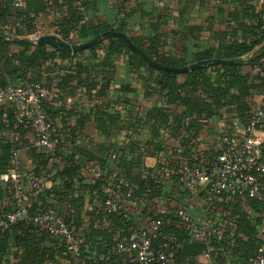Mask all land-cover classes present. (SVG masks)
Here are the masks:
<instances>
[{"label": "crops", "instance_id": "crops-1", "mask_svg": "<svg viewBox=\"0 0 264 264\" xmlns=\"http://www.w3.org/2000/svg\"><path fill=\"white\" fill-rule=\"evenodd\" d=\"M36 1L35 9L30 13L35 23L33 33L25 36L14 35V25L9 17L4 23L7 31H3L13 37L30 38L34 33L56 34L61 37L59 29L62 19L66 17L67 6L62 0ZM82 1V4L77 3L83 14L80 23H104L110 30H118L124 24L123 32L130 39L144 40L157 36L161 42V54L186 62L193 60L197 53L208 50L215 53L219 47L231 41H240L241 37L236 30L240 20L247 24L253 23L243 16L242 5L234 0ZM242 1L244 6L253 8L254 12H262L264 18V0ZM234 11L239 13V19L234 18ZM67 35L68 39L61 38L71 43L81 42L74 39V31H69ZM19 49L16 46L12 48V52L16 53ZM104 51L105 46L102 45L95 50L97 56L85 52L72 58L56 57L40 66V81L47 90L45 105L51 115L52 131L63 133L62 145L57 150L55 144L48 147L33 146L34 137L30 131L24 133L23 138H27L29 146L14 148L13 150H20L18 163L15 164L11 156L8 171L0 174V184L4 190L0 197V211L11 206L7 183L13 184L16 178L23 184L25 202L32 206L34 201L30 200L28 174L39 164L33 155L44 154L45 163L39 167L45 173L43 176L46 186L36 205H53L57 211L64 213L66 210L63 204L55 201L49 190L63 179L58 174L59 171L65 166L77 165L72 194L82 197L81 223L73 231L76 241L83 246L85 242L89 247L90 241L86 242L85 237L91 231L108 229L107 232H114L110 230L111 222L103 216L95 184H98V190L107 199L122 204L131 221L132 227L127 228L125 237L119 239L120 233L117 231L111 236L116 239V243L125 241L130 231L139 227L145 228L152 219L160 218L162 224L178 227V220L174 217L177 208L185 209L194 226L202 224L208 217L219 220L222 216L223 228L228 227L230 235L234 233V212L238 211L253 222L260 219L257 226V233L260 234L264 223V210L254 209L244 195L228 196L223 193L216 198L210 210L205 199L207 187L192 186L189 183L192 172L203 170L215 158L220 137L223 134H245L247 120L239 118L232 111H223L220 116L214 115L204 120L202 127L191 133L193 135L188 139L185 130L174 129L171 119L166 123L159 115L160 111L170 109V116H175L182 114L183 109L167 104L166 91L156 84L158 69L132 64L126 54L116 55L110 60L113 77L105 94L98 95V86L78 84L75 79L68 85L64 83L66 74L75 73L76 61L85 66L95 64L96 68L101 69ZM247 71L256 74L259 69ZM98 80L100 76H96V81ZM249 102L251 108L259 104L264 106L263 93H254ZM0 105V108L7 106L2 103ZM3 134L6 140L12 137L18 141L22 139L14 131ZM253 134L256 135L257 132ZM68 154H72L76 164L66 162L65 156ZM120 162L129 163L128 168L119 166ZM146 174L153 178L156 189L125 198L117 179L130 180L134 185L135 181ZM262 186L264 190V176ZM260 200L263 201L264 196ZM54 240V237H46L44 245L50 247ZM14 241V235L9 234L5 259L12 258L15 251ZM117 250L133 254L129 250ZM66 253L61 257L57 256L59 264L71 263L73 257H67ZM88 253L95 254L89 249ZM132 256L135 260L134 255ZM195 258L201 261L202 256L197 255Z\"/></svg>", "mask_w": 264, "mask_h": 264}, {"label": "trees", "instance_id": "trees-1", "mask_svg": "<svg viewBox=\"0 0 264 264\" xmlns=\"http://www.w3.org/2000/svg\"><path fill=\"white\" fill-rule=\"evenodd\" d=\"M62 1L67 6L66 17L62 19L59 29V33L63 39H68V32L74 31V39L86 42L95 35L111 29L104 23L88 21L80 23L83 19V14L79 6H77V3L80 2L82 4V0ZM36 2V0H23L22 7L14 8L10 6L8 0H0V29L7 31L4 23L5 19L9 17L14 25V35L25 36L33 33L35 23L30 13L35 9ZM234 2L242 5L241 10L243 11V16L253 21L251 24H247L244 20L238 22L236 30H238L237 32L241 40L231 41L219 47L215 53L213 50L197 53L190 62L206 59H239L246 57L245 59L232 63L201 65L187 73L158 69L159 74L156 79V84L166 91L165 98L167 104L169 106L176 105L183 109L182 114L179 115L170 116V109L160 111L159 115L162 116V119L166 123H169L168 119H171L174 129L182 128L185 130L188 133V139L193 135L191 133L197 132L202 127L204 120L214 115L220 116L223 111H232L239 118L246 119L249 122L251 111L249 98L254 93H264V47H261L264 44V18L262 17V12H254L253 8L247 5L244 6L242 0H234ZM238 16L239 13L234 11V18L239 19ZM118 30L123 32L124 24ZM131 40L150 58L161 65L179 67L190 63L161 54V42L157 36L151 39ZM102 45L105 46V56L102 57L104 61L101 64L103 68L98 69L95 64L85 66L76 61L74 65L76 69L75 73L64 76L65 84L68 85L70 81L75 79L78 81V84L90 85L92 87L98 86L96 94H105L113 77V65L110 60L120 54L128 55L132 64L153 69L134 54L121 39L116 37L107 38L105 41L93 45L88 49L69 52L62 49H50L46 45L34 44L30 41H12L0 35V87L19 84L25 80L40 81V66L45 62L53 61L56 57L62 59L72 58L85 52L97 56L95 50ZM16 46L20 48L19 51L16 53L12 52V48ZM254 68H258L259 72L250 74L247 71V69L252 70ZM96 76H100V80L96 81ZM6 105V107L0 108V174L8 171L14 148L29 146L27 138H23L24 133L30 131L33 137L35 135L31 126L21 125L16 121L12 105ZM42 107L51 123V115L45 105V99L42 101ZM6 131L17 132L22 138L21 141L15 140L14 137L6 140L3 134ZM50 133L52 138L57 140L54 143L56 145L55 149L57 150L62 145L63 133L52 131V125L50 126ZM32 153L36 154L34 151ZM217 153L216 148V156ZM33 158L39 164L30 170L28 176L31 174L44 175L45 173L39 167L40 164L43 165L45 163L46 159L44 154L33 155ZM65 159L66 162L76 164L74 163L72 154L66 155ZM209 163L205 165V168ZM128 165L129 163H119V166L122 168H128ZM76 168L77 165L65 166L58 172L59 175L63 176V179L49 190V194L56 199L55 201L63 204V208L66 211L64 213L58 212L62 215L73 234L74 229L81 223L80 208L82 205V197L79 195L73 196L72 194L73 177L76 175ZM125 175L128 177V173L125 172ZM263 176L260 178L261 194L259 197H250L245 193L230 194L228 192H221L215 195L212 201L206 202L207 207L211 210V205L216 198L225 193L228 196L237 194L244 195L254 209L258 211L264 210V200H260L264 196L262 186ZM121 181V178H118L116 182L123 196L128 199L147 191L152 192L157 187L153 182V178L148 174L144 175L142 179L135 181V188H128ZM129 183L133 186L131 181ZM97 187L98 184H95L94 188L97 189V195L100 196L103 216L111 222L112 228L110 230L114 232L109 233L107 232L108 229L100 232L91 231L85 237L86 242L90 241L89 247L85 242V246L78 244L74 234L75 243L78 246V254H73L67 248L66 241L63 238L51 236L45 228L36 225L31 220V216L41 209L48 207L55 208L53 205H36L45 190L44 187L36 197L30 195L31 202H34L31 207L27 204L26 216L7 224L6 227L0 226V264H59L57 256L61 257L64 252H67V257L68 255L73 257L70 264H142L133 259V254H125L117 250L115 245L119 241L116 243V239L111 236L117 231L120 233L119 239L125 237L127 228L132 227L131 221L128 214L123 210L122 204L117 211L108 212L105 209L107 196H104ZM206 187L208 195L210 191L209 187ZM88 189L92 190V187ZM7 190L11 194L12 203L9 208L0 211V220L14 208L15 191L12 183H7ZM3 191L0 184V197ZM127 193H129L128 196H126ZM234 214L233 235L229 234L228 227L223 228L222 216L219 217V220H216L221 234L219 237L212 235L208 239V253L211 264H249V259L254 256L259 246L261 244L264 246L261 234L257 233V226L260 219H256L253 222L238 211L234 212ZM174 217L178 220L175 213ZM9 234L14 235L15 251L11 259H5L4 255L6 254L7 237ZM46 237H54L56 239L50 247L44 245ZM191 240L190 227L186 228L181 225L179 220L178 227L162 224L161 221L156 235L152 237V245L157 248L164 241L169 242L166 249L167 262L165 264H181L185 259H190L199 264V261L195 257L187 256L180 249L183 241ZM88 249L89 251H94L95 254H89ZM147 264H161V262L156 259Z\"/></svg>", "mask_w": 264, "mask_h": 264}, {"label": "built area", "instance_id": "built-area-1", "mask_svg": "<svg viewBox=\"0 0 264 264\" xmlns=\"http://www.w3.org/2000/svg\"><path fill=\"white\" fill-rule=\"evenodd\" d=\"M11 7L20 8L23 0H8ZM39 33L30 37L33 41ZM47 90L40 81L25 80L19 84L0 87V103L10 104L14 108L16 121L21 125L32 127L35 135L32 140L33 146L48 147L57 140L52 138L50 133L51 123L42 107V101L46 98ZM264 98V93H263ZM257 132L256 135L253 133ZM264 147V106L255 105L251 108L246 133L243 135H223L220 137L217 146V156L206 168L201 171L192 172L189 183L192 186L205 185L209 187L210 193L206 196V202L212 201L214 196L221 192L230 194L245 193L250 197H259L261 190V176L264 174L263 162ZM19 149L12 151V160L18 163ZM121 183L128 188H135L126 180ZM15 191L14 208L6 213L0 220V226L21 219L27 215V202L24 200L23 184L19 179L13 182ZM30 195L36 197L46 186L43 175L31 174L28 179ZM127 193L126 196H128ZM121 203L112 202L106 199L105 209L108 212H115L120 209ZM175 216L181 225L191 229L192 240L205 242L207 247L200 254L202 256L199 264H211L208 253V239L215 235L220 236L221 232L216 220L208 217L198 226L191 224L190 218L183 208L175 210ZM31 220L38 226L45 228L51 236H59L66 241L67 248L78 254V246L75 237L65 222L62 215L53 207L39 210ZM161 225L160 219L148 221L145 228H137L130 231L127 239L117 244L119 250L132 251L136 261L147 264L153 260H159L161 264L167 262L166 249L169 242L164 241L157 248L152 245L154 237ZM260 234L264 241V223ZM198 262L185 259L181 264H197ZM249 264H264V246L261 244L249 259Z\"/></svg>", "mask_w": 264, "mask_h": 264}, {"label": "water", "instance_id": "water-1", "mask_svg": "<svg viewBox=\"0 0 264 264\" xmlns=\"http://www.w3.org/2000/svg\"><path fill=\"white\" fill-rule=\"evenodd\" d=\"M0 35L8 38L12 41H18V42H33L34 44H43L47 45L53 49H62L69 52H77L80 50H84L86 48H89L93 45L98 44L102 40L110 37H116L121 39L124 44L139 58H141L147 65L154 67L159 70H165V71H174V72H180V73H187L191 71L193 68L201 66V65H209V64H216V63H232L235 61H242L241 58L239 59H206V60H199L195 61L183 66L179 67H172V66H164L159 64L158 62L154 61L152 58H150L145 52H143L139 47H137L132 40L129 38L128 35H126L124 32L119 30H107L104 32H101L97 35H95L93 38L86 42H77V43H71L63 40L61 37L57 36L56 34H40L38 35L33 41L28 37H13L3 30L0 29ZM264 47V44L261 46ZM207 247L205 242L199 241V240H191V241H183L180 249L181 251L190 257H195L197 255H200L203 250H205Z\"/></svg>", "mask_w": 264, "mask_h": 264}, {"label": "rangeland", "instance_id": "rangeland-1", "mask_svg": "<svg viewBox=\"0 0 264 264\" xmlns=\"http://www.w3.org/2000/svg\"><path fill=\"white\" fill-rule=\"evenodd\" d=\"M42 31V30H41Z\"/></svg>", "mask_w": 264, "mask_h": 264}]
</instances>
